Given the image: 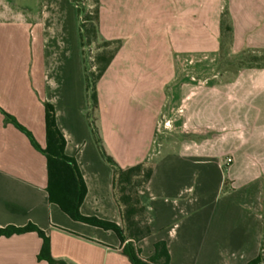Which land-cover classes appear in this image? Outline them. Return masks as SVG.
<instances>
[{"label": "crops", "instance_id": "crops-1", "mask_svg": "<svg viewBox=\"0 0 264 264\" xmlns=\"http://www.w3.org/2000/svg\"><path fill=\"white\" fill-rule=\"evenodd\" d=\"M65 2L45 1L42 23L0 22V108L44 148L45 104L53 105L65 154L87 188L81 213L122 226L113 171L57 94L63 86L53 76L54 16ZM99 3L101 37L121 42L98 83L102 143L123 168L156 157L150 182L139 190L152 227L135 245L140 257L148 261L165 242L169 264H248L264 238V67L224 82L207 75L194 83L187 71L264 52V0ZM175 112L176 130L164 126L163 149L153 154L161 118ZM47 186V158L0 110V228L37 227L57 261L132 264L114 232L73 220L49 201ZM42 247L35 231L0 237V264H50L40 257Z\"/></svg>", "mask_w": 264, "mask_h": 264}, {"label": "trees", "instance_id": "trees-1", "mask_svg": "<svg viewBox=\"0 0 264 264\" xmlns=\"http://www.w3.org/2000/svg\"><path fill=\"white\" fill-rule=\"evenodd\" d=\"M72 1L77 5L81 3V0ZM96 2V14L87 13L85 20L81 21V27L86 34L88 45L95 43L98 39L102 41L100 46L102 51L95 59L96 70L89 73L92 77L93 88L91 89L89 83L87 85V91H92L90 98L94 112L98 107L96 84L112 63L121 46L120 41H106L101 37L99 32L100 3L99 0H96ZM78 11L80 14L83 12L79 8ZM225 30L231 32L230 28ZM87 81L89 82L88 78ZM0 110L4 114L5 120L14 123L16 127L24 131L33 146L47 158V192L51 203L58 205L63 212L75 221L114 232L120 241L125 244L122 253L132 264H148L149 262L152 264H169L170 256L165 242L156 244L155 253L148 261H144L140 257V252L135 246L152 234L148 209L139 190L150 182L154 173V163L148 164V161H144L132 167H121L105 149L96 126V118H94L93 126L98 136L101 154L113 171V197L121 211L123 226L96 217L84 216L80 211V207L85 199L87 188L76 161L65 154L67 142L57 126L54 106L48 103L45 104L46 146L44 148L38 145L33 135L23 128L13 116L1 108ZM262 211L264 216V198ZM30 231L37 232L43 239L41 258L48 260L50 264H69L52 258L49 238L33 225L25 228H0V237H10ZM248 264H264V238L260 255Z\"/></svg>", "mask_w": 264, "mask_h": 264}, {"label": "rangeland", "instance_id": "rangeland-1", "mask_svg": "<svg viewBox=\"0 0 264 264\" xmlns=\"http://www.w3.org/2000/svg\"><path fill=\"white\" fill-rule=\"evenodd\" d=\"M45 1L47 0H0V22L24 21L31 24L37 22L42 23L44 19L43 9ZM78 8L83 11L81 14ZM96 9V0H81L79 5L72 0H66L61 5L58 4L54 16V25L58 31L54 34L53 42L57 45L55 47V53L57 55L53 66V76L58 79L57 83L63 86L57 92L61 108L63 106L65 108H73L74 121L80 126L83 137L88 139L92 147H95L103 164L109 166L111 169L101 154L98 136L93 126L95 112L90 98L92 91H87L88 83L91 85V89L93 88L92 77L89 73L96 70L95 59L102 51V48H100L102 41L98 39L95 43L88 45L86 34L81 27V21L83 22L85 20L87 13H94L95 15ZM221 61L222 63L216 64L213 67L208 66L201 68V70H189V72L187 71L189 73L188 77L194 78L195 81L192 82L199 83L202 81L200 79H203L204 76L207 77L208 75L210 77L215 75V81L224 82L227 79L233 78L242 69L264 67V52L248 51L242 54L229 55V57L223 56ZM225 72L229 73L227 75L228 78L223 77L222 74ZM99 81L96 84L97 95ZM64 101H66L65 104ZM176 114V112L171 114L172 118L171 116L168 117L167 114L161 118L157 143L155 144L153 154L161 153L163 149L162 143L166 136L164 132L167 131L164 129V126L166 127L167 123L171 122V132L176 130V127L173 126ZM155 158L153 157L151 161L149 160L148 164L155 163ZM225 191L223 189L222 193ZM263 198L264 194L262 196V204ZM148 264L152 263L149 262Z\"/></svg>", "mask_w": 264, "mask_h": 264}, {"label": "built area", "instance_id": "built-area-1", "mask_svg": "<svg viewBox=\"0 0 264 264\" xmlns=\"http://www.w3.org/2000/svg\"><path fill=\"white\" fill-rule=\"evenodd\" d=\"M231 162H232L231 159H228V160H227V164H230Z\"/></svg>", "mask_w": 264, "mask_h": 264}]
</instances>
